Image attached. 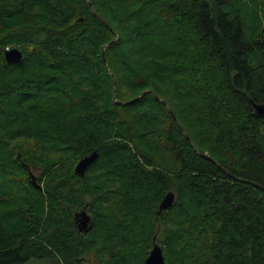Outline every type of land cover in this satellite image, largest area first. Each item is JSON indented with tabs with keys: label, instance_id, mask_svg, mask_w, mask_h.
Returning a JSON list of instances; mask_svg holds the SVG:
<instances>
[{
	"label": "trees",
	"instance_id": "1",
	"mask_svg": "<svg viewBox=\"0 0 264 264\" xmlns=\"http://www.w3.org/2000/svg\"><path fill=\"white\" fill-rule=\"evenodd\" d=\"M263 34L264 0H0V264H264Z\"/></svg>",
	"mask_w": 264,
	"mask_h": 264
},
{
	"label": "water",
	"instance_id": "2",
	"mask_svg": "<svg viewBox=\"0 0 264 264\" xmlns=\"http://www.w3.org/2000/svg\"><path fill=\"white\" fill-rule=\"evenodd\" d=\"M93 13L104 23L105 21L99 17L94 10H92ZM262 39L264 41V34L262 36ZM104 51L105 49H103L102 54L104 56ZM5 60L7 61V63L9 64H16L21 62L22 58H23V53L18 49V48H11L6 50L5 52ZM115 84V82H114ZM144 95V93H142L141 95H139V97L133 99L130 102H133L135 100H138L139 98H141ZM252 106L254 108V110L259 114L264 116V104H257L252 102ZM172 115V113H171ZM201 156L206 157L207 159H210L206 154H201L199 153ZM98 159V153L96 152H92L89 155H86L84 157H82L78 163L76 164L74 171L78 176L84 177L87 169ZM211 160V159H210ZM31 175V179H32V183L35 187L37 186V181L34 177V175ZM39 189H42L41 186H39ZM175 199V195L172 192H169L168 194H166V196L162 199V201L159 204V211L162 210H166L169 209L174 202ZM76 222H77V226H78V230L80 232H88L91 229V217L90 215L85 211V210H81L77 213H75L74 215ZM145 264H166L165 260H164V256H163V252L160 246L154 244L152 250L150 251L148 257L145 260Z\"/></svg>",
	"mask_w": 264,
	"mask_h": 264
},
{
	"label": "bare ground",
	"instance_id": "3",
	"mask_svg": "<svg viewBox=\"0 0 264 264\" xmlns=\"http://www.w3.org/2000/svg\"><path fill=\"white\" fill-rule=\"evenodd\" d=\"M20 48V47H19ZM174 118V117H173ZM51 148H53V147H51ZM64 150V149H63ZM60 151V150H59ZM62 151V150H61ZM75 153H78V152H75ZM62 154L63 153H61V156H62ZM65 154V153H64ZM74 154V153H73ZM52 155H54V154H52ZM59 156V155H58ZM75 156V155H74ZM68 157V156H67ZM65 158H66V156H65ZM79 158V157H78ZM70 159V158H69ZM75 161V160H74ZM37 168V167H36ZM75 172V171H74ZM42 178V177H41ZM46 179V178H45ZM74 199V198H73ZM67 203V202H66ZM59 206V205H58ZM57 207V206H56ZM73 207V206H72ZM71 207V208H72ZM49 208V207H48ZM62 208V207H61ZM66 208V207H65ZM60 211V210H59ZM69 211V210H68ZM49 212V211H48ZM24 225H26V224H24ZM42 229V228H41Z\"/></svg>",
	"mask_w": 264,
	"mask_h": 264
}]
</instances>
